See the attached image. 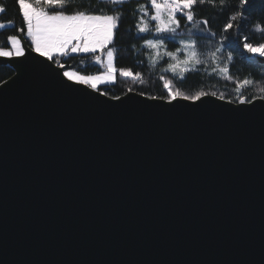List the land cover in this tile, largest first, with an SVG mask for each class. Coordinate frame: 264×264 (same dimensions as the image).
<instances>
[{
	"label": "water",
	"instance_id": "water-1",
	"mask_svg": "<svg viewBox=\"0 0 264 264\" xmlns=\"http://www.w3.org/2000/svg\"><path fill=\"white\" fill-rule=\"evenodd\" d=\"M18 37L28 59L0 58V264H264V100L64 88Z\"/></svg>",
	"mask_w": 264,
	"mask_h": 264
},
{
	"label": "snow or ice",
	"instance_id": "snow-or-ice-1",
	"mask_svg": "<svg viewBox=\"0 0 264 264\" xmlns=\"http://www.w3.org/2000/svg\"><path fill=\"white\" fill-rule=\"evenodd\" d=\"M108 2L115 6L123 5L128 0H108ZM16 3L19 14L22 16V26L16 28V31L30 40L32 53L54 63L56 68L65 69L61 57H71L72 54L81 53L95 54L106 50L103 57L94 55L95 64L103 68V71L96 75L82 74V71L78 70H64L60 73L50 67L49 64H45L44 60L33 58L35 63L41 65L50 76L57 79L62 87L72 89V85H84L94 92L99 91V85L115 82L117 71L120 77L133 80L140 78L139 72L133 73L123 68L117 69L114 64L115 49L110 48L109 45L114 42L115 31L121 19L120 14H88L79 10L68 13L65 9L71 0H16ZM205 3L215 6V0H146V3H140L137 6L140 16L135 24L136 31L138 33H155L151 39L140 38L144 39L145 46L155 52L156 59H163L164 56H167L169 60L174 61L168 63L163 71L172 73L174 77L179 73L181 81L185 78L184 73L196 71V65L202 63L197 52V41L181 39L179 41L181 47L176 48L175 51L167 50L166 41L173 39L171 34H175L181 27L182 20L191 24L193 28L198 27L199 24L207 25V20H196L195 11L197 5H204ZM224 5L225 0H220V6L224 7ZM236 7L238 10L228 18L224 25V32H228L236 26V22L241 21L245 13L254 5L252 0H239ZM3 11L4 8L0 7V12ZM7 23L12 25L14 22L9 20ZM5 26L4 22H0V29L5 28ZM255 31L264 33V26L256 24ZM226 38L223 37L222 39ZM261 40H264V36H261ZM242 46L249 55L262 58L259 62L264 64V42L254 44L249 42L248 36H245ZM181 51H184L183 59L177 56V53ZM219 51L220 49L217 48L216 52ZM210 56L215 59V52L210 53ZM0 58H24L27 60L28 56L25 47L22 46L21 38L15 34L7 35L4 42L0 44ZM232 59V55L229 54L228 60L231 61ZM218 71L227 74L229 70L225 65L220 67ZM61 75L70 83L60 80ZM160 79L163 82L166 96H149L148 99L153 101L157 99L166 100L171 105L176 100L195 102L209 95L203 91L189 95L179 89L174 90L171 80L165 79L163 76ZM251 83L253 81L249 79L243 81L245 85ZM131 90L129 89V91ZM236 90L240 92L239 87ZM261 91L264 92V89ZM106 95V92H100V96ZM219 98L223 99L224 97ZM112 99L119 101L120 97L114 96ZM254 99L256 98L254 97ZM259 99L264 100V96L259 97ZM239 102L241 104L252 103L250 100L246 101L242 96L239 97Z\"/></svg>",
	"mask_w": 264,
	"mask_h": 264
},
{
	"label": "trees",
	"instance_id": "trees-1",
	"mask_svg": "<svg viewBox=\"0 0 264 264\" xmlns=\"http://www.w3.org/2000/svg\"><path fill=\"white\" fill-rule=\"evenodd\" d=\"M238 2L239 0H225L224 7L220 6V0H215V6L207 3L197 5L196 20H207V25L199 24L198 27L193 28L191 24L181 21V27L177 32L191 36L197 41L198 47H200L199 42L201 41H211L216 49H220L219 53L222 57L220 67L227 65L229 70L227 74H224L218 70L212 71V67L207 65H200L196 67V71L185 73L183 81L162 72L160 66L150 68L147 62L142 44L144 39H149L150 34L140 35L135 29V24L140 16L137 6L140 3H146V0H128L123 5L115 6L103 0H71L65 10L68 13L79 10L88 14H120L121 16L115 31L114 42L109 45L110 48L115 49V67L133 73L139 72L141 75L139 79L133 80L120 77L117 71L113 84L98 86L99 91L106 92L107 96H120L129 89L140 94L144 93L146 96H166L160 79L163 76L172 81L175 89L186 94L192 95L198 91L211 95L215 93L216 97L223 96L224 100L237 103L241 96L246 101L264 96V92L261 91L264 89V64L248 61L242 46L245 36H248L249 42L254 44L264 42L261 40L264 33L255 31L256 24L264 26V0H252L254 7L245 13L241 21L236 22V26L228 32H224V25L228 18L238 10L236 7ZM0 7L4 8V11L0 12V22L5 24H8L9 20L14 22L9 27L0 30V44H2L7 35L18 36L19 32L16 31V28L22 26V16L19 14L16 0H0ZM140 37H144V39ZM223 37L227 38L222 39ZM28 44L30 45L29 42ZM166 46L170 51L177 47L174 42L170 41H166ZM229 54L233 57L231 61L228 60ZM246 54L251 57L248 53ZM94 55L98 54L72 55L60 59L65 64L64 70H78L82 71V74L93 75L101 72L100 67L92 63ZM12 75L13 71L10 67L0 65V83ZM245 79H249L253 83L245 85L243 84ZM237 87L240 88V92H237Z\"/></svg>",
	"mask_w": 264,
	"mask_h": 264
},
{
	"label": "rangeland",
	"instance_id": "rangeland-1",
	"mask_svg": "<svg viewBox=\"0 0 264 264\" xmlns=\"http://www.w3.org/2000/svg\"><path fill=\"white\" fill-rule=\"evenodd\" d=\"M103 1H108V0H103ZM5 25H6L5 27H9L10 26L9 24H5ZM138 34H140V35L150 34L149 35V39H151V38H153V36H155V33L154 32H150V33H138ZM171 35L173 36V39L170 42H174L177 45L176 48L181 47V45L179 44V41L181 39H184V40L193 39L191 36L185 35V34H183L181 32H176L175 34H171ZM28 42L31 45L30 40H28ZM199 43H200V47L197 46V52L199 54V59L201 60L202 63L197 64L196 67L197 66H200V65H207L209 67H212V71H214V69H216V71H217L220 68L221 62H222L221 53L216 52L215 45L211 41H201ZM142 47L145 50L146 59H147V62L149 64L150 68H157L158 66H160L162 72H165V71H163V69L167 67V64L170 63V62H174V61L169 60V58L167 56H164L163 59H156L155 52L152 49H149L147 46H145L144 43L142 44ZM168 51H170V50H168ZM171 51H175V50H171ZM162 52H163V50H162ZM213 52H215V59H213L210 56V53H213ZM97 54L103 57L106 54V50L104 52H97ZM72 55H86V54L81 53V54H72ZM177 56H179L181 59H183L184 58V51H181V52L177 53ZM92 63L95 64L94 59L92 60ZM97 66L100 67L101 72H102L103 71V68L100 65H97ZM165 73H168L172 77H174L173 74L170 73V72H165ZM96 74H98V73H96ZM96 74H93V75H96ZM175 78H180V74L178 73L175 76ZM109 84H113V83H105V84H101V85H109ZM162 86H163V82H162ZM173 88H174V90H176L174 86H173ZM128 91H126V92H128ZM237 102H239V101H237Z\"/></svg>",
	"mask_w": 264,
	"mask_h": 264
}]
</instances>
